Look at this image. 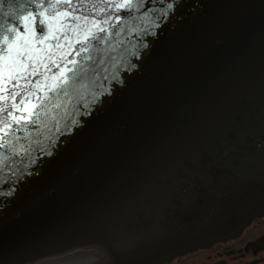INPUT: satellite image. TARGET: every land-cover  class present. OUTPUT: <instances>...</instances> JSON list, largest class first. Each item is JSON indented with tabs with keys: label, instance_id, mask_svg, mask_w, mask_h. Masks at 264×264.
Listing matches in <instances>:
<instances>
[{
	"label": "water",
	"instance_id": "water-1",
	"mask_svg": "<svg viewBox=\"0 0 264 264\" xmlns=\"http://www.w3.org/2000/svg\"><path fill=\"white\" fill-rule=\"evenodd\" d=\"M123 3L88 5L122 17L105 25L126 37L113 75L62 100L44 91L61 107L25 104L40 112L38 130L25 129L27 151L13 149L14 136L0 149V264L85 248L103 251L108 264H161L236 238L264 216V0L111 7ZM34 8L0 0V24L19 28ZM46 32L64 28L51 21ZM54 43L30 37L17 51L49 64L52 53L71 51ZM13 55L9 68L0 56V142L4 110L16 107L5 101L4 78L25 71ZM40 72L29 78L54 83Z\"/></svg>",
	"mask_w": 264,
	"mask_h": 264
},
{
	"label": "snow or ice",
	"instance_id": "snow-or-ice-1",
	"mask_svg": "<svg viewBox=\"0 0 264 264\" xmlns=\"http://www.w3.org/2000/svg\"><path fill=\"white\" fill-rule=\"evenodd\" d=\"M34 2L35 8L20 17L21 26L19 28L0 24V56L4 58L5 67L9 68L17 63L14 53L16 57H19V63L25 66V71L17 73L18 78L10 84L8 78H4L5 101L12 100L16 105L15 108H6L3 113L4 123L8 129L4 134L5 139L0 142V149L4 150H7L9 138L14 136L13 149H16V143L19 142V148L27 151L24 144L27 139L25 129L30 132L38 130L40 112L36 111V107L42 105L45 99L49 100L53 108L61 107L60 103L46 97L43 94L44 91L56 94L62 100L69 95L70 90L78 85L87 88L89 82L95 84L99 81L103 86L113 75L115 68L111 65V61L117 60L116 53L126 39L119 31L114 33L116 37L114 39L113 33L105 27V25L114 27V22L119 23L122 17L113 16L107 7L98 9L95 4L89 7L90 0H66L63 7L60 6L59 0L56 4L50 3L49 0H34ZM131 5L132 0H126V3L111 7L131 11ZM51 21L59 22L64 32L62 34L46 32V26ZM29 24L32 27H29ZM73 31H77L80 35L76 36L74 44L69 45ZM30 37L38 40L40 44L55 41L52 47L57 50L71 47V51L57 60L51 59V56L55 55L52 53L49 57V64H32L26 55L17 51L19 46H28ZM93 49V55H86ZM8 61H12L13 65H9ZM41 67L51 73L54 83L49 85L46 81L41 83L39 80L29 78L33 74L36 77L44 75L40 72ZM25 104H33L36 107L31 110L25 109ZM34 116L35 121H33ZM13 120L16 122L15 125L11 122Z\"/></svg>",
	"mask_w": 264,
	"mask_h": 264
},
{
	"label": "flooded vegetation",
	"instance_id": "flooded-vegetation-1",
	"mask_svg": "<svg viewBox=\"0 0 264 264\" xmlns=\"http://www.w3.org/2000/svg\"><path fill=\"white\" fill-rule=\"evenodd\" d=\"M94 249L72 250L28 264H105ZM161 264H264V216L253 221L236 238L192 251Z\"/></svg>",
	"mask_w": 264,
	"mask_h": 264
}]
</instances>
